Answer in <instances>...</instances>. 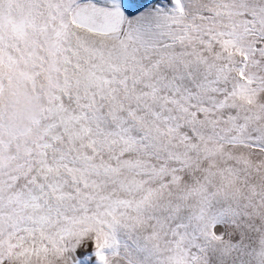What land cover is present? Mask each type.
I'll list each match as a JSON object with an SVG mask.
<instances>
[{
    "label": "snow or ice",
    "instance_id": "6c2138e0",
    "mask_svg": "<svg viewBox=\"0 0 264 264\" xmlns=\"http://www.w3.org/2000/svg\"><path fill=\"white\" fill-rule=\"evenodd\" d=\"M5 128L0 264H264V0H0Z\"/></svg>",
    "mask_w": 264,
    "mask_h": 264
},
{
    "label": "rangeland",
    "instance_id": "374dc122",
    "mask_svg": "<svg viewBox=\"0 0 264 264\" xmlns=\"http://www.w3.org/2000/svg\"><path fill=\"white\" fill-rule=\"evenodd\" d=\"M51 85V81L41 83L39 86L47 88ZM15 93V94H12ZM10 100L13 102V114L14 123L12 128L27 132V129L31 127L30 118L35 116V106L38 102L37 94L31 89V86L21 87L19 90L15 88L9 89L7 93ZM11 130L5 128L3 132H0V164H3L5 168L11 166L12 161L9 159V142H10Z\"/></svg>",
    "mask_w": 264,
    "mask_h": 264
}]
</instances>
